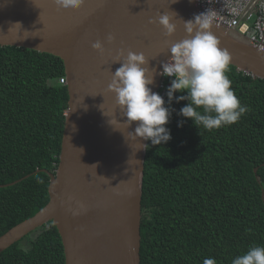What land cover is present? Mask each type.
I'll return each mask as SVG.
<instances>
[{"label": "trees", "instance_id": "1", "mask_svg": "<svg viewBox=\"0 0 264 264\" xmlns=\"http://www.w3.org/2000/svg\"><path fill=\"white\" fill-rule=\"evenodd\" d=\"M226 74L249 109L236 123L197 129L178 115L187 101L174 99L171 139L147 141L140 264H203L207 257L231 264L264 245V80L231 65ZM61 78L58 57L0 46V185L57 169L69 98ZM48 185L38 172L0 187V236L48 203ZM0 264H65L56 227L30 232L0 253Z\"/></svg>", "mask_w": 264, "mask_h": 264}, {"label": "water", "instance_id": "2", "mask_svg": "<svg viewBox=\"0 0 264 264\" xmlns=\"http://www.w3.org/2000/svg\"><path fill=\"white\" fill-rule=\"evenodd\" d=\"M159 14H168L175 25L171 36L164 35L158 22L149 23ZM196 14V0H85L78 10H58L52 0H0V46L61 59L69 97L57 169L32 173L49 177V201L0 236V253L52 222L61 238L65 264H140L147 147L140 143L147 141L127 139L135 122L128 129L109 123L113 114L121 122L124 118L107 86L120 67L114 63L117 50L124 49L125 55L128 50L145 55V67L156 70L149 87L158 93L168 49L186 38L184 21ZM212 31L220 47L230 53L231 66L264 80V52L232 31L214 25ZM108 34L115 37L112 43L106 40ZM96 40L105 48L103 56L91 47Z\"/></svg>", "mask_w": 264, "mask_h": 264}, {"label": "clouds", "instance_id": "3", "mask_svg": "<svg viewBox=\"0 0 264 264\" xmlns=\"http://www.w3.org/2000/svg\"><path fill=\"white\" fill-rule=\"evenodd\" d=\"M52 3L58 10H78L85 0H52ZM170 20L168 14H159L156 20L150 19L149 23L158 22L164 35L171 36L175 25ZM213 24V15L207 10L194 15L184 21L186 38L173 43L168 49L169 59L161 64L162 71L159 72V75L170 78L165 93L168 106L164 97L149 87L154 83L156 70L145 67V55L131 50L125 55L124 49L117 50L114 63H119L120 67L112 73L107 88L115 95L116 107L124 119L121 122L115 114L107 117L111 125L123 124L127 129L136 123L134 130L127 132L128 140L150 141L153 146L168 142L171 134L166 125L173 111L170 106L174 99L177 103L187 101L178 115L190 118L197 129L208 131L236 123L249 110L241 104L231 86L232 81L226 74L231 55L220 47V41L212 31ZM114 39L112 34L106 37L108 43ZM91 47L104 55L105 48L100 40L92 43ZM178 92L186 94L174 96ZM183 123L178 121L177 127ZM114 128L119 130V127ZM80 150L82 154L83 149ZM203 264H217V261L207 257ZM231 264H264V245L249 247L245 253L234 257Z\"/></svg>", "mask_w": 264, "mask_h": 264}, {"label": "built area", "instance_id": "4", "mask_svg": "<svg viewBox=\"0 0 264 264\" xmlns=\"http://www.w3.org/2000/svg\"><path fill=\"white\" fill-rule=\"evenodd\" d=\"M199 13L209 11L214 26L234 32L241 40L264 52V0H196ZM170 79L162 76L159 94L163 97ZM60 84H66L61 78Z\"/></svg>", "mask_w": 264, "mask_h": 264}]
</instances>
